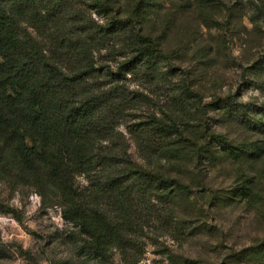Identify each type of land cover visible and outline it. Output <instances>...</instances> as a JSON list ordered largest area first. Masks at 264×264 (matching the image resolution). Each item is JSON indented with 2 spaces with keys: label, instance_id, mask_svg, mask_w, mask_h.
<instances>
[{
  "label": "rangeland",
  "instance_id": "374dc122",
  "mask_svg": "<svg viewBox=\"0 0 264 264\" xmlns=\"http://www.w3.org/2000/svg\"><path fill=\"white\" fill-rule=\"evenodd\" d=\"M111 1L164 54L143 56L133 75H97L79 85L81 95L102 94L87 154L111 146L120 167L81 174L88 205L83 219L72 220L58 188L47 178L34 181L0 141V264H264L250 252L264 248V0ZM92 4L42 0L27 5L21 22L70 65L57 48L77 39L88 45L87 25L109 20ZM134 35L130 28L107 35L97 65L116 70L133 54ZM152 115L183 132L163 139L164 151L139 148L161 142L145 125ZM129 159L191 185L190 201L174 209L155 200L171 191L124 178L118 170Z\"/></svg>",
  "mask_w": 264,
  "mask_h": 264
},
{
  "label": "trees",
  "instance_id": "16d2710c",
  "mask_svg": "<svg viewBox=\"0 0 264 264\" xmlns=\"http://www.w3.org/2000/svg\"><path fill=\"white\" fill-rule=\"evenodd\" d=\"M40 2L42 0H0V141L11 146L15 162L22 163L34 181L43 182L47 178L58 188L73 209L68 213L69 219H83L88 202L83 199L78 178L90 169L99 172L117 170L120 156L111 152L113 148L108 145L105 146L108 153L87 154L85 147L91 143L92 120L94 113L99 112L102 94L81 95L79 85L97 75L113 79L129 73L133 75L143 56L155 54L162 57L164 54L151 38L140 35L133 20L115 13L111 0H93L96 13L109 20L103 25L95 21L94 26L87 25L92 29L88 45L82 46L81 40L77 39L72 45L57 48L66 58L64 60L73 61L63 66L55 60L53 53L47 51L43 40L34 38L21 22L27 5L35 6ZM14 5L21 9L20 14H14ZM122 28H130L135 33L132 37L136 45L133 54L119 62L116 70L110 65H97L96 54L105 47L106 36ZM187 91L196 95L190 87ZM147 119L146 127L156 128L161 134V142L156 146L144 144L139 147L142 151H164L167 145L163 139L183 135L174 123L154 115ZM203 135L219 144H229L223 135L208 132ZM92 155L97 159L95 162H92ZM127 164L125 170H118L124 172V178L156 183L158 187L171 191L170 197L164 198L166 200L161 196H156L155 200L170 202L174 209L178 208L181 199L187 203L190 201L191 185L150 170L132 159L127 160ZM82 225L85 226L83 222ZM89 247L98 255H104L105 249L100 250L92 244ZM251 250L264 260L263 247H251ZM227 264L233 262L229 260Z\"/></svg>",
  "mask_w": 264,
  "mask_h": 264
}]
</instances>
